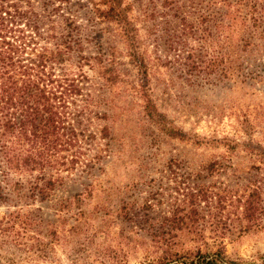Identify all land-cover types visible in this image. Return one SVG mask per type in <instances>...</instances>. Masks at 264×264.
Returning <instances> with one entry per match:
<instances>
[{"label": "rangeland", "instance_id": "obj_1", "mask_svg": "<svg viewBox=\"0 0 264 264\" xmlns=\"http://www.w3.org/2000/svg\"><path fill=\"white\" fill-rule=\"evenodd\" d=\"M8 1L21 3L25 10L29 7L25 1ZM256 1L260 0L123 2L129 7V18L149 65L150 95L159 111L188 132L190 139L164 135L146 117L141 79L121 25L99 18L96 12L98 8L108 10L107 0H72L59 13L40 19L42 33H73L88 39L83 42V55L97 58L95 61L83 65L73 57L62 67L53 66L52 71L56 76L65 72L83 75L86 90L78 104L87 103L99 114L98 118L92 114L88 124L98 139L87 153L92 158L98 149L109 150L102 152L91 172L63 173L65 182L53 199L84 193L92 207L107 197L111 207L112 190L115 204L121 197L141 204L152 201L154 217L163 221L162 217L187 205L184 199L199 192L198 197L205 198L199 209L184 211L199 218L195 228L205 234L200 247L203 254L222 252L224 264H264V163L255 151L264 149V51L255 46L243 52L242 39L250 30L240 20L230 26L232 20L227 17L229 12L246 15L252 27L251 10ZM43 2L34 0V10L42 13ZM28 23L34 26L24 19L12 32H4L7 39L22 36L20 30L31 34L35 28L26 26ZM38 39L44 43L43 38ZM258 41L254 39V43ZM102 69L115 73L117 80L106 81ZM104 127L110 141L100 139ZM91 182L97 187L89 196L85 189ZM42 206L46 217L53 218L54 211ZM91 206L87 209L92 210ZM7 212V206L0 203V217ZM109 230L108 240L113 243ZM191 247L194 245L189 243L180 251L188 253ZM147 254L141 248L134 257L130 255L128 264L144 263ZM8 256L0 251V264H9ZM56 257L60 262L48 264H71L61 250ZM193 260L191 256L177 264ZM19 264L43 263L25 260Z\"/></svg>", "mask_w": 264, "mask_h": 264}, {"label": "trees", "instance_id": "obj_2", "mask_svg": "<svg viewBox=\"0 0 264 264\" xmlns=\"http://www.w3.org/2000/svg\"><path fill=\"white\" fill-rule=\"evenodd\" d=\"M20 1L28 2L29 7L25 10L19 2L0 0V203L8 210L0 217V251L8 252L9 264L25 260L43 264L60 262L56 257L58 250L71 264H128L141 248L148 253L142 264H177L191 256L195 257L191 264H224L222 252L203 254L200 247L205 234L195 228L199 218L184 211L199 209L205 201L198 197L199 192L184 199L182 202L187 205L172 216L162 217L163 221L154 217L156 205L152 201L147 199L141 204L136 199L121 197L115 204L112 190L111 207L106 204L108 197L92 207L84 193L60 201L53 199L65 182L63 173L71 175L80 169L91 172L100 162L102 152H109L98 149L92 158L87 153L98 139L88 124L92 114L97 118L99 114L87 103L78 104L86 90L83 75L65 72L56 76L53 66L62 67L73 57H78L83 65L97 58L83 55V42L88 39L73 33L45 34L38 25L40 19L59 13L72 0H44L42 13L34 10V0ZM123 2L107 0L108 10L98 8L96 12L99 18L121 25L129 55L141 79L146 117L162 134L173 139H190L188 132L159 111L150 95L149 65L141 52L135 24L129 18V7H124ZM50 6L54 7L48 11ZM253 6L252 27L246 15L232 12L227 15L232 20L230 26L240 20L250 30L242 39L243 52L255 46L264 51V0L256 1ZM24 19L34 22V26L30 23L26 26L35 29L28 35L18 30L22 36L8 40L6 34ZM38 38H43L44 43ZM255 38L259 40L257 43ZM102 70V76L108 78L106 81L117 80L115 73ZM108 131L104 127L100 139L110 141ZM255 151L264 163V149ZM95 187L93 182L87 185V195L92 196ZM249 201L245 203L249 204L247 210H250ZM42 204L54 211L53 218L46 217ZM89 206L92 210L87 209ZM109 228L115 245L108 240ZM189 243L194 247L182 253L180 249Z\"/></svg>", "mask_w": 264, "mask_h": 264}]
</instances>
